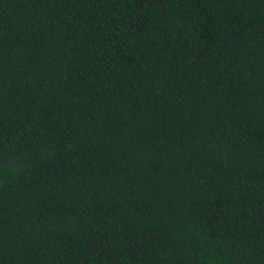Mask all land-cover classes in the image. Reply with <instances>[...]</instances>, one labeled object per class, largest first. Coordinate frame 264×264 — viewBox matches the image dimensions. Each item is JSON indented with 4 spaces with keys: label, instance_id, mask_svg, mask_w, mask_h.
<instances>
[{
    "label": "trees",
    "instance_id": "16d2710c",
    "mask_svg": "<svg viewBox=\"0 0 264 264\" xmlns=\"http://www.w3.org/2000/svg\"><path fill=\"white\" fill-rule=\"evenodd\" d=\"M0 264H264V0H0Z\"/></svg>",
    "mask_w": 264,
    "mask_h": 264
}]
</instances>
